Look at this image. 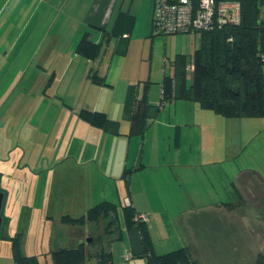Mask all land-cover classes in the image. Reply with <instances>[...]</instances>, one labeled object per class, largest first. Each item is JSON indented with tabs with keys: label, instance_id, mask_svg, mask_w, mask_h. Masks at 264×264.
Returning a JSON list of instances; mask_svg holds the SVG:
<instances>
[{
	"label": "crops",
	"instance_id": "crops-1",
	"mask_svg": "<svg viewBox=\"0 0 264 264\" xmlns=\"http://www.w3.org/2000/svg\"><path fill=\"white\" fill-rule=\"evenodd\" d=\"M26 1L36 6L32 18L38 15L36 22L46 23L42 27L37 24L35 31L44 28V32L27 48L26 72L20 74L18 64L11 61L14 72L5 75L3 62H8L14 48H4V33L0 32V86L7 76L14 87L11 92L22 88L18 95L28 96L32 107L26 118L34 149L43 144L55 151L50 161L62 169L49 172L45 186L29 191L19 189L0 170V238L10 241L18 233L13 217L20 208L27 214L41 211L48 217H72L111 202L117 207L122 226L121 239L111 247L112 264H146L143 258H125L132 250L122 216L128 199L137 215L149 218L145 223L155 254L159 253L156 240L160 239V247H175V242H181V246L196 248L200 252L194 257L198 264L206 261L208 253L221 264H242L244 246L263 242L260 228L244 223L243 207L233 204V192L238 196L242 174L249 169L241 168L235 160L239 146L226 152L225 143L217 142L213 131L220 122L227 127L231 121L240 125L243 121L225 119L186 99L159 106L166 76L175 75L174 61L172 74L160 79L157 87L152 66L141 62L145 53L133 48L134 41L154 32L156 0ZM3 5L4 0H0V13ZM86 37L103 44L95 61L78 51ZM188 51L177 48L176 53L187 56ZM191 65L192 58L188 72H192ZM94 71L103 78V84L92 80ZM132 93L136 100L147 96L154 106L143 134H131ZM82 111L102 114L106 125L93 126L83 119ZM187 132L189 147L185 145ZM35 158L37 155L32 156ZM195 167L199 171L192 176ZM216 177L219 179L214 180ZM4 225L7 236L2 232ZM261 230L264 232V225ZM84 238L79 234L78 245ZM120 241L123 243L116 256ZM260 253L264 254L257 252V257ZM31 258L43 264L44 257ZM46 258L53 262L52 257ZM6 261L19 264L14 257H6Z\"/></svg>",
	"mask_w": 264,
	"mask_h": 264
},
{
	"label": "rangeland",
	"instance_id": "rangeland-1",
	"mask_svg": "<svg viewBox=\"0 0 264 264\" xmlns=\"http://www.w3.org/2000/svg\"><path fill=\"white\" fill-rule=\"evenodd\" d=\"M4 3L6 5H3L4 7L0 13V32L4 33L2 44L4 48H14V53L8 62H3L4 75L14 72L12 65H10L12 63L18 64L20 74H24L27 70V48L34 46L36 37L44 32L42 31L44 28L36 32L35 26L40 24L42 27L46 23L44 21L36 22L38 15L32 18L31 12L36 6H32L26 0H4ZM37 14L39 13L37 12ZM260 19L264 20V6L261 8ZM54 30L56 31L57 28ZM198 47L199 40L195 34L166 36L163 34L157 35L154 31L146 37L133 42L135 50L139 53H145L143 57H140L142 58L141 62L147 66H152L155 73L153 80L158 82L155 83L157 87H159V82H161L160 79L162 80L165 75L172 74V62L177 56V48L189 50V55H187L189 63ZM11 61L13 62L11 63ZM9 81L7 76H4L2 86H0V91H2L0 93V170L9 179L12 178L19 189L29 191L34 186L40 189L42 185L45 186V177L50 174L49 172L61 170L62 168L54 167L51 163L55 151L52 152L48 149L49 147L43 144L34 149L35 146L31 141L30 127L26 118L29 111H31L32 102L26 94L18 95L21 93L22 88H20V92L17 90L15 93L11 92L14 87L8 83ZM192 81L193 75L189 71L187 74L188 85ZM212 113L214 112L212 111ZM236 119L243 121V124L240 125L238 124L239 122L231 121ZM231 120L227 127H223L222 122H220L217 131H213V133L217 142L225 143L226 152L229 153L230 149L239 146L237 157L235 158L238 166L243 169H249L248 171L257 172L262 179H258L256 174L252 178L244 177L238 185L240 196H235L236 194L233 192V204L243 207L242 216L244 223L260 228L259 236L263 237L262 243L259 242L257 244L256 241H253L250 245L244 246L241 263L257 264V252H264V235H262L264 232L261 230L262 225H264V118H232ZM246 122L249 123L246 124ZM206 123L210 124V120ZM232 126H235V129H232ZM234 130L236 131L235 135L233 134ZM189 133L187 132L185 138L187 147L190 146ZM193 148H196V145L194 146L193 144ZM33 155H37L35 160H32ZM179 169L181 170V168ZM182 169L185 170V168ZM198 171L199 168H196L192 176ZM58 173L56 172V175ZM21 177L22 180L19 181ZM215 179L219 178L216 177ZM217 183L219 182L217 181ZM230 190L233 191L231 188ZM24 209L20 208L19 213L14 214L13 217L16 219V230L19 234L21 233V243L18 247L12 245L8 239L0 238V257H5L4 259L1 258L0 264H7L6 257L26 256L44 257V260H42L43 264H54L50 258L46 257H56L54 253L59 251V249L77 248L79 234L81 238L85 237L83 243L91 257H97L98 255L99 257L108 256L113 241L119 236L117 217L112 212L101 217L97 223L85 222L82 224L80 222L72 225V222L62 221V217L67 215L48 217L41 211L27 214V210ZM86 214L72 216V219L83 218L84 220L87 218ZM88 239H92V241L89 242ZM160 241V239L156 240L159 252L156 254H166L187 246H181L179 245L181 242H175V247L169 245L160 247ZM122 243L121 241L117 242L119 245L115 248L116 256L119 255ZM188 248L193 258L199 255L200 252L196 248L191 246ZM84 257V261L79 264L96 263L95 258H91L89 255ZM3 260L4 263L2 262ZM201 264H221V262H217L208 253L206 261Z\"/></svg>",
	"mask_w": 264,
	"mask_h": 264
},
{
	"label": "trees",
	"instance_id": "trees-1",
	"mask_svg": "<svg viewBox=\"0 0 264 264\" xmlns=\"http://www.w3.org/2000/svg\"><path fill=\"white\" fill-rule=\"evenodd\" d=\"M240 2L242 9L239 22L222 27L216 26L197 35L199 47L192 56L193 81L189 86L187 56L177 55L173 62L175 75L166 76L163 83L160 107L172 100L186 99L197 102L203 109L213 111L227 119L264 118V20L260 19L264 0H240ZM154 31L157 32L155 28ZM124 36L127 37L129 34ZM102 48V43L96 44L86 37L81 40L78 51L84 58L95 61L101 56ZM91 78L95 83H104L103 78L96 71ZM130 104L131 108L133 107L130 118L131 134H143L154 106L149 103L147 96L136 100L133 93ZM81 115L93 126L104 127L107 123L102 114L82 111ZM128 173L126 171L125 174ZM254 174L262 180L260 175L253 171H245L241 179L252 178ZM238 195L240 196L239 189ZM109 212L115 213L119 229V236L113 241L114 243L122 237V226L117 207L111 202H103L92 207L84 220L72 219L67 215L62 217V221L72 222V225L80 222L97 223ZM122 216L131 240L132 258L146 259V264H198L188 247L162 255L155 254L146 223L136 220L137 214L131 206L124 207ZM9 239L12 245L19 247L21 233H16ZM54 255L56 256L52 257L54 264H79L84 261L85 255L91 257L84 243L75 249H59ZM31 257L37 256L14 257V259L19 264H38L36 258ZM91 258L96 259L95 264H112L113 254L110 249L108 256L98 255ZM257 264H264V254L258 256Z\"/></svg>",
	"mask_w": 264,
	"mask_h": 264
},
{
	"label": "built area",
	"instance_id": "built-area-1",
	"mask_svg": "<svg viewBox=\"0 0 264 264\" xmlns=\"http://www.w3.org/2000/svg\"><path fill=\"white\" fill-rule=\"evenodd\" d=\"M240 0H156L154 28L163 35H200L216 26L241 20ZM127 206L130 202L126 200ZM148 216L138 214L137 221L147 222ZM125 258L131 259V253Z\"/></svg>",
	"mask_w": 264,
	"mask_h": 264
},
{
	"label": "water",
	"instance_id": "water-1",
	"mask_svg": "<svg viewBox=\"0 0 264 264\" xmlns=\"http://www.w3.org/2000/svg\"><path fill=\"white\" fill-rule=\"evenodd\" d=\"M2 205H3V193L0 192V235L2 228V215H1ZM88 241H91V239H88Z\"/></svg>",
	"mask_w": 264,
	"mask_h": 264
},
{
	"label": "flooded vegetation",
	"instance_id": "flooded-vegetation-1",
	"mask_svg": "<svg viewBox=\"0 0 264 264\" xmlns=\"http://www.w3.org/2000/svg\"><path fill=\"white\" fill-rule=\"evenodd\" d=\"M0 192H1V191H0ZM2 223H3V222H2ZM5 224H6V222H5ZM6 225H7V224H6ZM6 231H7V229L5 228V225H4L2 232L5 233Z\"/></svg>",
	"mask_w": 264,
	"mask_h": 264
}]
</instances>
